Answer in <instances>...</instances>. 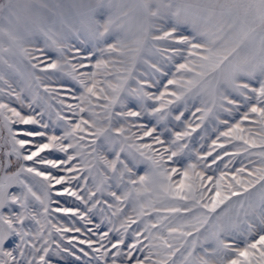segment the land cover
<instances>
[{
	"label": "snow or ice",
	"instance_id": "1",
	"mask_svg": "<svg viewBox=\"0 0 264 264\" xmlns=\"http://www.w3.org/2000/svg\"><path fill=\"white\" fill-rule=\"evenodd\" d=\"M0 264H264V0H0Z\"/></svg>",
	"mask_w": 264,
	"mask_h": 264
}]
</instances>
